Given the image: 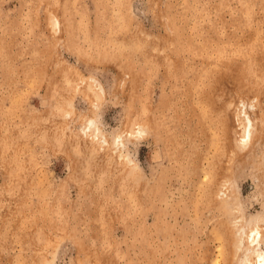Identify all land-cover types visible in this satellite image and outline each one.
<instances>
[{
  "label": "rangeland",
  "instance_id": "374dc122",
  "mask_svg": "<svg viewBox=\"0 0 264 264\" xmlns=\"http://www.w3.org/2000/svg\"><path fill=\"white\" fill-rule=\"evenodd\" d=\"M222 176L264 218V0H0V264H231Z\"/></svg>",
  "mask_w": 264,
  "mask_h": 264
},
{
  "label": "bare ground",
  "instance_id": "6f19581e",
  "mask_svg": "<svg viewBox=\"0 0 264 264\" xmlns=\"http://www.w3.org/2000/svg\"><path fill=\"white\" fill-rule=\"evenodd\" d=\"M58 23L59 22H57L54 25L56 31L57 28L59 27ZM239 105L240 104H238L237 107ZM242 110L246 111L244 108L241 109V112L238 113L239 115H241V113L243 112ZM238 114H235L237 118L240 117ZM67 116H70V114H67ZM243 128L244 129L242 130V133L239 135L236 134V138H235V139L240 138L242 141L245 140L243 141L244 144H240L241 145L239 147L240 151H246L248 149L256 132L254 123L248 114H247V121L244 123ZM81 130L85 135V138L87 140L91 139V143L95 144L94 146L89 142H85L88 151L89 152L91 151L90 153H93V149L97 151V148L103 150L104 145H106V148H108L109 146L115 147L117 145L116 143L120 141L122 137L126 138L127 136L129 138L130 137L135 138L145 132L144 128H142L141 126H136L134 132L132 133L123 131L119 134L114 135L111 138V144H108L106 137L103 135L100 128L97 126L96 122L94 121V118L90 115L88 116L86 115L84 117V124ZM95 140H97L96 143H94ZM215 181L218 182L216 186H214V191L216 192L217 199L220 200L221 204L222 202L228 203L229 206L223 205V208H225L226 206L227 211H229V213L236 214L232 223L233 224L232 227H234L233 231H235L233 235L234 237H237L235 248L237 251H239V255L235 256V259L233 260L232 263L233 264H264V218L257 217L254 219H248L242 213L241 205L239 204L238 200L235 199V196L233 195L234 193L231 191V187H232L231 180L227 178L225 179L222 176V178L218 177V179ZM222 195H225L224 199ZM222 238H225V236L223 237L222 235ZM226 259L227 257L225 256V261Z\"/></svg>",
  "mask_w": 264,
  "mask_h": 264
}]
</instances>
